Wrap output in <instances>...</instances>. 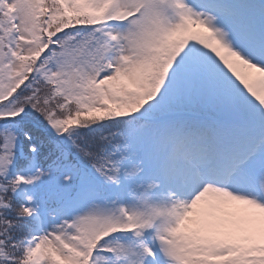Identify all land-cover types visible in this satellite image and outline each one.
<instances>
[{"label": "snow or ice", "instance_id": "obj_1", "mask_svg": "<svg viewBox=\"0 0 264 264\" xmlns=\"http://www.w3.org/2000/svg\"><path fill=\"white\" fill-rule=\"evenodd\" d=\"M0 264H264V0H0Z\"/></svg>", "mask_w": 264, "mask_h": 264}]
</instances>
